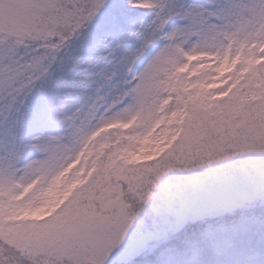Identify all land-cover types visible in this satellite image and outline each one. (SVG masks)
<instances>
[{
	"label": "snow or ice",
	"instance_id": "1",
	"mask_svg": "<svg viewBox=\"0 0 264 264\" xmlns=\"http://www.w3.org/2000/svg\"><path fill=\"white\" fill-rule=\"evenodd\" d=\"M244 153L264 0H0V264H264Z\"/></svg>",
	"mask_w": 264,
	"mask_h": 264
},
{
	"label": "rangeland",
	"instance_id": "2",
	"mask_svg": "<svg viewBox=\"0 0 264 264\" xmlns=\"http://www.w3.org/2000/svg\"><path fill=\"white\" fill-rule=\"evenodd\" d=\"M64 71H67V69H65ZM60 75H63V72L57 73V76H60ZM34 103H35V97H30L25 101V105L28 107V109H32ZM32 128H34V126L30 127V130ZM138 162H143V161H138ZM225 165H232L234 167V170L237 173H240L242 171L247 172L251 174L257 182H259L260 170L264 169V156H260L259 154H254V153L238 154L234 157H230L228 160L214 162V164L209 167L215 168V167H221ZM204 170L205 169H195L192 171L199 172V171H204ZM189 174L190 173H187V172H178L174 170L170 173H167L165 176L161 177L159 184L164 185L165 182L175 177H181V176H185ZM158 191H159V188L157 189V192ZM110 259H111V256L109 257V260ZM109 260H106L105 264H109Z\"/></svg>",
	"mask_w": 264,
	"mask_h": 264
},
{
	"label": "clouds",
	"instance_id": "3",
	"mask_svg": "<svg viewBox=\"0 0 264 264\" xmlns=\"http://www.w3.org/2000/svg\"><path fill=\"white\" fill-rule=\"evenodd\" d=\"M147 150H151L153 147H154V145H152V144H147V145H145L144 146ZM143 154H147V153H143Z\"/></svg>",
	"mask_w": 264,
	"mask_h": 264
},
{
	"label": "trees",
	"instance_id": "4",
	"mask_svg": "<svg viewBox=\"0 0 264 264\" xmlns=\"http://www.w3.org/2000/svg\"><path fill=\"white\" fill-rule=\"evenodd\" d=\"M31 131H33V132L39 131V127L38 126H34V128H32Z\"/></svg>",
	"mask_w": 264,
	"mask_h": 264
}]
</instances>
